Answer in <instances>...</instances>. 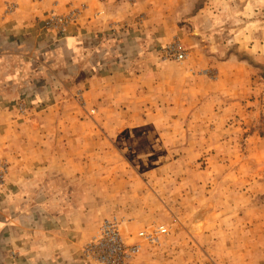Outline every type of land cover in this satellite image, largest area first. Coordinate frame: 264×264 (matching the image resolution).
I'll return each instance as SVG.
<instances>
[{"label": "crops", "instance_id": "obj_1", "mask_svg": "<svg viewBox=\"0 0 264 264\" xmlns=\"http://www.w3.org/2000/svg\"><path fill=\"white\" fill-rule=\"evenodd\" d=\"M6 1L0 0L2 13ZM12 1L13 13L0 14V156L8 164L0 264H97L83 246L107 209L104 200L121 196L126 130L218 110L219 91L194 73L205 65L207 48L181 26L112 16L109 0H84L82 25L51 38L44 4L64 7L65 0ZM113 7L119 12L125 3ZM174 34L193 52L183 64L159 58L160 45ZM216 61L208 65L220 68ZM200 190L182 187L178 232L165 244L144 242L135 264H264V207L253 206L246 192L244 201L221 207L217 192ZM151 192L134 197L129 228L154 218Z\"/></svg>", "mask_w": 264, "mask_h": 264}, {"label": "rangeland", "instance_id": "obj_2", "mask_svg": "<svg viewBox=\"0 0 264 264\" xmlns=\"http://www.w3.org/2000/svg\"><path fill=\"white\" fill-rule=\"evenodd\" d=\"M7 1L6 7L1 9L4 11L0 12L1 16L16 9L12 3L16 1ZM109 1L112 4L109 8L116 12L112 16L119 14L138 23L145 22L148 16L149 25L158 22L161 27L178 25L197 34L208 54L203 57L205 65L197 66L194 73L213 84L219 91L220 100L218 110L210 117L172 119L163 125L151 123L126 130L127 144L123 153L129 161L126 160L122 173L126 181L119 191L121 196H117L119 200H104L107 209L101 215L99 226L105 218L120 217L126 242L141 243L140 255L147 241L138 236L139 231L165 225L169 233L162 237L160 243L163 244L171 234L178 232L180 220L176 212L183 213L184 200L180 195L184 186H192L193 191H197L204 182L200 191L206 194L217 192L221 207H228L230 203L233 207L240 200L244 201L240 193H251L249 202L263 208L264 0ZM118 1L125 3L119 12L113 7ZM63 6L57 7L55 2L50 6L47 2L44 4L48 9L45 29L51 38L67 37L72 34V29L85 21L88 8L84 0H65ZM54 15L62 16L64 20L51 23ZM124 26L128 23L125 22ZM175 34L160 45L159 58L183 64L193 57V52L188 43ZM168 44L183 48L187 57L182 61L166 58L164 48ZM216 59L220 68L208 65L217 62ZM184 128H189L191 135L182 134ZM164 129L172 133L164 135ZM192 141L197 148L189 150L188 144ZM3 162L7 161L0 156V163ZM92 176L97 179L96 175ZM149 188L156 199L154 218L150 223L143 221L129 228V224L136 221L129 214L136 203L134 197ZM146 201V207L154 208L152 199ZM193 202H198L196 197Z\"/></svg>", "mask_w": 264, "mask_h": 264}, {"label": "built area", "instance_id": "obj_3", "mask_svg": "<svg viewBox=\"0 0 264 264\" xmlns=\"http://www.w3.org/2000/svg\"><path fill=\"white\" fill-rule=\"evenodd\" d=\"M63 21L62 16L54 15V21ZM166 58L172 57L182 61L187 57V52L177 44H168L165 48ZM8 170L6 162L0 163V189L5 184ZM169 233L165 225L153 226L138 232V236L152 244H160L163 236ZM141 243L129 244L126 242L122 230V219L118 216L105 218L91 239L83 246V255L97 264H135V258L141 250Z\"/></svg>", "mask_w": 264, "mask_h": 264}]
</instances>
